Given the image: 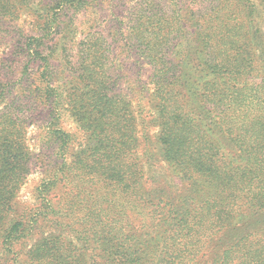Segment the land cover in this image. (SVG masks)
<instances>
[{
  "label": "trees",
  "instance_id": "1",
  "mask_svg": "<svg viewBox=\"0 0 264 264\" xmlns=\"http://www.w3.org/2000/svg\"><path fill=\"white\" fill-rule=\"evenodd\" d=\"M122 2L0 0V45L11 47L0 54L2 244L47 224L38 252L56 264H264V0H142L127 17ZM107 11L140 68H114L93 29ZM80 32L88 47L75 63L69 39ZM13 62L22 68L6 82ZM126 75L136 99L116 92ZM15 94L30 104L22 119L42 112L51 144L40 206L17 217L34 155L23 121L3 116Z\"/></svg>",
  "mask_w": 264,
  "mask_h": 264
},
{
  "label": "rangeland",
  "instance_id": "2",
  "mask_svg": "<svg viewBox=\"0 0 264 264\" xmlns=\"http://www.w3.org/2000/svg\"><path fill=\"white\" fill-rule=\"evenodd\" d=\"M124 1L125 4H123L122 2L120 8L127 12V14H125V16L127 17L129 7L136 6L138 2L142 0ZM112 19L113 17L109 15V12H105L103 14V17L99 20V22L95 24V28L93 29L106 33L109 39L108 46L110 49V55L111 57H114V68L118 69L121 66H123L125 69L130 70L135 69V67L140 68V66L142 65L138 62V59L136 57H128L121 54L123 52V49L121 48L119 37H113L112 34V28L115 23ZM130 19H132V17H130ZM82 21L83 20L80 21L79 25H82L84 29H88L93 25L88 23L82 24ZM125 23L129 22L125 21ZM19 25L20 29H22L24 32L27 33L31 31V19L28 18L27 13H23L19 21ZM85 37L86 34H82L80 32L78 35H76L74 41H71V39H69L72 47L71 51H74V56L76 57L75 63L79 62V56L83 55L84 53H87L86 49L88 47V41L84 39ZM66 43H68V41ZM10 48V46L7 47L5 45H0V54H2L3 52L8 53L10 51ZM142 63L144 64L143 67L148 70L147 64L143 61ZM11 66L13 70L9 71L6 82L8 81V79H10V81L14 83L15 79H18V71L21 70L22 66L16 62H13ZM77 69H79V67H77L76 70ZM123 79L124 80L116 89V92L118 93L123 89L126 93L133 95V99H136L134 95H137V88L135 87L134 81L131 80V76L126 75ZM144 79L146 80L147 77L145 76ZM6 103L8 104L11 113H13L14 115H8L5 113L3 114V116H9L16 123H19L20 120L23 121L20 127L21 139L24 141V145L26 149H28V151L31 153V156L34 155V165L28 173L22 175L21 181L15 191V193L18 194L17 199L15 201V210H17V214H15L13 217H17L27 210L36 211L38 206H40L41 202L38 200L37 189L41 185L44 178L42 174V161L46 159L45 157L41 156L43 154L51 153V144H47V141H45L46 128L48 127V124L47 121H44L45 117L42 116V112L36 115V118L22 119L23 112L31 114L30 104L25 96H17L16 94L10 95ZM145 105L146 106H144V109H141V113L142 115L144 113V116H149V104L147 101L145 102ZM5 108V105H1L0 110L6 112ZM61 123L66 131L74 135L75 139L77 140L75 142L76 147H78L79 144L84 145L86 143L85 134L73 117H71L70 115H66ZM155 134L156 131L152 129L150 137L152 138L153 136H155ZM48 227L49 225L47 224L41 225L39 228L36 229L35 232H33L32 237H30L29 239H24L13 249H8L4 247V245L2 244L3 239L0 237V264H56L55 260L50 259V257L48 256L43 257L38 252L40 248V246H38V241L44 237H47L50 234V230ZM6 229L7 226H4L2 228V230L0 231V236L4 235ZM75 246L77 250L81 249L82 247L81 245Z\"/></svg>",
  "mask_w": 264,
  "mask_h": 264
}]
</instances>
